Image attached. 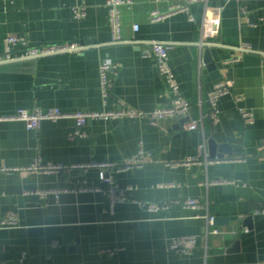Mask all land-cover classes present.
Segmentation results:
<instances>
[{"label": "crops", "instance_id": "obj_1", "mask_svg": "<svg viewBox=\"0 0 264 264\" xmlns=\"http://www.w3.org/2000/svg\"><path fill=\"white\" fill-rule=\"evenodd\" d=\"M131 1L122 7L123 38L171 43L170 64L190 115L159 125L146 118L90 119L79 134L70 118L44 120L35 130L24 121L1 119L0 264H264V157L258 150L264 139V0L197 3L194 21L183 12L152 21L153 12L165 13L184 0ZM81 6L86 15L76 18ZM9 37L26 41L14 48L16 54L49 44L85 47L3 65L0 116L36 108L73 113L127 106L151 112L170 103L172 93L142 45L112 43L107 0H0V55ZM105 58L120 64L107 100L100 86ZM220 81L231 82V93L220 99V122L214 125L207 98ZM236 94L254 112L253 123L241 117ZM183 119L199 120L201 127L185 130ZM212 140L219 162L168 165L197 155L203 142L211 157ZM141 144L149 155L141 166L112 172L120 187H136L133 198L161 207L126 201L112 210L101 169L80 166L121 165ZM37 157L66 168L24 169ZM217 179L233 183L206 184ZM44 190L68 191L58 203L49 195L43 205L38 192ZM188 199L202 208L185 207ZM12 216L15 224L1 226ZM207 217L225 221L210 225ZM187 235L198 237L191 254L168 248L172 238Z\"/></svg>", "mask_w": 264, "mask_h": 264}, {"label": "built area", "instance_id": "obj_2", "mask_svg": "<svg viewBox=\"0 0 264 264\" xmlns=\"http://www.w3.org/2000/svg\"><path fill=\"white\" fill-rule=\"evenodd\" d=\"M184 3L176 4L170 7V9L162 13L160 11L153 12L152 21H161L169 16L177 13H187L191 21L195 20L192 13V6L197 3H208L210 0H184ZM131 0H107V5L110 12V21L113 29V40L112 43H120L131 41L137 45H142L143 54L145 56H152L155 61V66L164 79L166 86L172 93V97L169 105L158 107L151 112H144L127 106L122 107L119 110H101L92 112H64L59 108H50L43 110L41 108H36L34 111L30 112L26 109H20L13 115L10 116H0V120H20L24 121L29 130L38 129L41 122L44 120L57 121L61 119H73L76 124V133H81L84 129L86 123L90 119H120V118H134V119H148L151 124L159 125L161 121L172 118H188L191 112L190 102L182 95L180 90L179 82L175 76V73L170 64L169 51L171 48V43L164 40H125L122 35V7L127 4H131ZM242 12L247 13V7L242 4ZM75 17L83 18L86 15L85 7L75 8ZM207 23V22H206ZM205 23V24H206ZM204 24V25H205ZM135 30H139V25H134ZM20 43L26 44L24 38L19 37H9L6 42V52L0 55V69L3 65L21 61L28 58H37L40 56L52 55L61 52H67L77 49H83L85 46H79L77 44H49L41 47H27L25 53L16 54L14 53V48ZM242 52L249 51L251 48L241 47L239 48ZM241 55H237L233 60H239ZM120 64L115 62L111 58H105L100 64V86L101 92L104 100H107L109 94L114 86L115 78L119 73ZM231 93V82L220 81L216 83L213 88L208 93V102L210 106L209 117L211 118L214 125L220 122V99L227 94ZM234 98L238 104V109L241 117L246 123H253L255 120V115L252 110L246 108L243 105L245 97L241 94L234 95ZM185 130H197L199 129L200 122L196 119H187L183 124ZM258 150L261 156L264 157V139H262L258 145ZM148 153L141 144L138 152L126 160L121 165H116L111 162H104L100 164L91 165H81L80 167L87 169L89 167H98L101 169L100 178L103 181L109 183V188L107 190V196L111 209L113 210L117 203L134 201L139 203L141 206H147L151 210H157L161 206L156 204L146 205L145 203L133 198V192L136 190L134 186H128L125 188L120 187L113 175V168L117 171L127 170L132 167L141 166L144 160L148 157ZM205 162L206 164H211L219 162V159L209 157L206 142H203L199 146V152L195 156H189L181 161L169 162L168 165L172 167L186 166L191 167L194 164ZM66 166L61 164H44L39 157L35 159L31 166H28L27 170L40 171L44 173H50L54 171H59L65 169ZM21 168H11L8 170H20ZM224 183H233L231 180L227 179H217L213 181H207V185H216ZM172 185V184H169ZM89 188H81V190H88ZM91 189V188H90ZM93 190V189H91ZM63 191L68 190H44L38 192L40 199L45 200L49 195L54 194L56 197V202L60 200V194ZM185 207L189 208H202L201 204L196 199H188L182 203ZM43 205H48L46 200ZM259 212L264 213V208L259 210ZM208 223L210 225L215 224L214 217H207ZM15 224V218L12 216L7 221H2L1 226ZM214 233H218L219 230H214ZM198 243V237L194 235L178 236L172 238L168 248L170 250H181L186 254H191ZM110 251V250H109Z\"/></svg>", "mask_w": 264, "mask_h": 264}, {"label": "water", "instance_id": "obj_3", "mask_svg": "<svg viewBox=\"0 0 264 264\" xmlns=\"http://www.w3.org/2000/svg\"><path fill=\"white\" fill-rule=\"evenodd\" d=\"M186 121H187V119H183L182 124H184ZM220 150L221 151L224 150V152H226L227 151L226 146H220ZM215 151H216V142L212 140V141H210V153H211L210 156L212 158H215L217 156V153ZM218 157H222V156H220V154H219ZM222 221H225V220L215 218V224L221 223Z\"/></svg>", "mask_w": 264, "mask_h": 264}]
</instances>
